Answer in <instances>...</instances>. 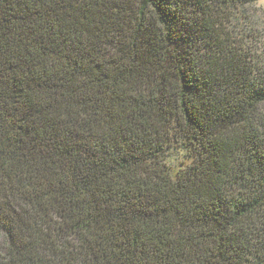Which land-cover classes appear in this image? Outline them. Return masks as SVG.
I'll use <instances>...</instances> for the list:
<instances>
[{
	"label": "trees",
	"instance_id": "obj_1",
	"mask_svg": "<svg viewBox=\"0 0 264 264\" xmlns=\"http://www.w3.org/2000/svg\"><path fill=\"white\" fill-rule=\"evenodd\" d=\"M256 2L0 0V264H264Z\"/></svg>",
	"mask_w": 264,
	"mask_h": 264
},
{
	"label": "rangeland",
	"instance_id": "obj_2",
	"mask_svg": "<svg viewBox=\"0 0 264 264\" xmlns=\"http://www.w3.org/2000/svg\"><path fill=\"white\" fill-rule=\"evenodd\" d=\"M256 13L257 16H263L264 14V0H257V2L254 4V7L252 8ZM186 160V152L184 149L181 148H172L169 151V155L167 157L168 164L171 166V168L175 170L181 169L185 164ZM182 162H185L182 164Z\"/></svg>",
	"mask_w": 264,
	"mask_h": 264
}]
</instances>
